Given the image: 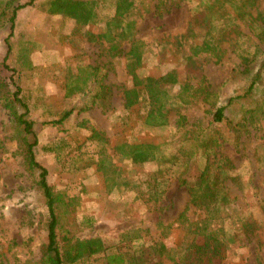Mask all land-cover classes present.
Returning a JSON list of instances; mask_svg holds the SVG:
<instances>
[{
    "label": "trees",
    "instance_id": "1",
    "mask_svg": "<svg viewBox=\"0 0 264 264\" xmlns=\"http://www.w3.org/2000/svg\"><path fill=\"white\" fill-rule=\"evenodd\" d=\"M35 1L22 4L20 0H0V31L6 27L10 30L5 41L7 52L1 64L2 70L9 75L4 77L0 72V105L13 118V138L17 141L18 154L48 209L47 242L42 245L41 259L36 264H80L104 256H107L108 264H214L228 259L230 254L244 246V239L251 242L259 238L258 245L264 248V198L256 194L257 189L244 175H230L234 168L231 159L214 152L226 142L223 133L227 131L239 140L263 129L264 0H201L190 10L187 32L177 43L178 49L187 45L188 62L200 55H212L217 63L229 52L239 55V63L231 70L232 78H243L247 84L222 106L217 105L218 94L209 90L204 82L194 87L179 81L174 72L160 77L143 73L148 44L136 36L141 20L146 14L163 16L188 0H47L42 5L44 12L62 15L81 26L104 22L103 33L92 35L90 40H103L109 45L112 57L119 56L126 61L132 86L125 91L124 117L132 131L141 127L155 133L168 127L171 110L200 100L209 106L206 122L191 124L187 117H179L177 124L185 132L177 140L140 142L134 135L119 144L118 152L123 160L135 165H157L145 192L150 201L158 202L173 178H177L190 194L186 207L174 222L183 233L181 245L167 248L163 242L153 243L135 253L139 254L134 256L135 263L130 255L122 252L107 255L109 247L100 236L80 239L74 234L70 226L76 212V199L69 197L67 191L55 190L48 181V170L37 160L35 149L39 139L30 118L31 108L22 97V88L16 77L18 67H11L9 63L19 13ZM244 27L253 34L248 38L254 46L252 51L239 43ZM125 44L129 45L128 49L124 48ZM177 52L171 51L173 55ZM21 56L19 63L27 64L26 55ZM83 71L85 74L73 76L82 83H75L67 92L69 97L77 94L81 103L59 113L57 119L47 124L64 128L75 110L85 112L96 105L111 106V89L105 83L104 67L88 66ZM135 106L141 108L138 113L132 112ZM189 126L191 128L187 129ZM92 140L101 146L97 152V166L107 188L117 185L121 192L125 189L136 191L131 182L115 180L116 172L106 165L109 140L103 132L93 130L87 141ZM58 147L49 145L45 151L60 158L68 143L63 141ZM257 160L264 169V154ZM192 169L195 170V180L189 181L186 176ZM229 180L244 195L246 206L231 196L227 185ZM136 194L138 198L142 197L140 189ZM145 255L149 257L146 263L140 261ZM0 264L17 263L0 253Z\"/></svg>",
    "mask_w": 264,
    "mask_h": 264
},
{
    "label": "rangeland",
    "instance_id": "2",
    "mask_svg": "<svg viewBox=\"0 0 264 264\" xmlns=\"http://www.w3.org/2000/svg\"><path fill=\"white\" fill-rule=\"evenodd\" d=\"M29 1L20 0V3ZM46 2L36 0L19 13L9 63L11 67H18L16 77L22 88V97L31 108L30 118L39 139L35 149L37 160L48 170V181L55 190L67 191L69 197L76 199L70 229L80 239L102 237L109 247L107 255L122 252L130 255L132 263H135L134 256L139 255L135 254L137 251L156 242H163L167 248H178L183 233L174 222L189 201V191L173 178L160 200L150 201L145 192L157 165H135L123 160L118 147L134 135L140 142L177 140L185 132L177 124L179 117H187L191 124L206 122L209 106L200 100L171 110L168 127L155 133L141 127L132 131L124 117L125 91L132 86L126 61L119 56L112 57L109 45L103 40H90L92 35L103 33L104 22L81 26L62 15L44 12L42 5ZM200 2L185 1L163 16L145 15L136 32L137 38L148 44L143 73L160 77L174 72L179 81L194 87L204 82L209 90L218 94L217 105L222 106L247 84L243 78H232L231 70L239 63V55L229 52L219 63L212 55H200L188 62L187 45L182 49L177 46L181 35L187 32L190 10ZM243 33L239 43L252 51L254 46L248 38L253 34L248 27L243 28ZM9 34L8 27L0 31V72L4 77L9 75L1 67ZM124 48L128 49L129 45L125 44ZM171 51L178 54L173 55ZM21 55H26L27 64L19 63ZM88 66L104 67L105 83L111 89V106L96 105L85 112L75 110L64 128L47 124L57 119L59 113L81 103L77 94L69 97L67 92L69 87L80 82L73 76L85 74L82 70ZM140 110L138 106L132 108L133 113ZM93 130L103 132L109 140L106 165L116 172L115 180L131 182L136 191L125 189L121 192L117 185L107 188L97 166V152L101 146L96 141H87ZM14 135L13 118L0 105V253L17 264H36L41 259V247L47 242L48 209L36 191L33 177L25 170ZM223 135L226 142L214 152L231 159L234 168L230 175H244L257 189L256 194L264 198V169L257 160L264 154V124L261 131L253 132L248 138L242 136L237 140L228 131ZM63 141L68 147L61 150L60 158L45 151L49 145L59 148ZM186 178L194 181L195 170L192 169ZM227 185L231 196L246 206L244 195L234 183L229 180ZM139 189L141 198L136 194ZM138 237L141 238L137 240ZM257 241L260 239L251 242L244 239V246L230 254L228 259L214 264H264V248L259 247ZM143 258L140 261L144 263L149 259L146 255ZM80 264H108L107 256Z\"/></svg>",
    "mask_w": 264,
    "mask_h": 264
}]
</instances>
